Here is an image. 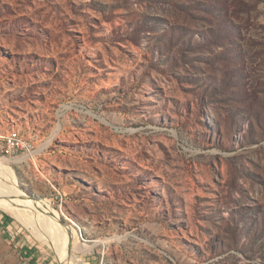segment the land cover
<instances>
[{"label":"rangeland","instance_id":"1","mask_svg":"<svg viewBox=\"0 0 264 264\" xmlns=\"http://www.w3.org/2000/svg\"><path fill=\"white\" fill-rule=\"evenodd\" d=\"M0 156L78 264H264V0H0ZM14 201L0 264H65Z\"/></svg>","mask_w":264,"mask_h":264},{"label":"bare ground","instance_id":"2","mask_svg":"<svg viewBox=\"0 0 264 264\" xmlns=\"http://www.w3.org/2000/svg\"><path fill=\"white\" fill-rule=\"evenodd\" d=\"M7 160L0 156V200L3 198L14 200H19L18 205L22 206L24 209H32L34 213H40L41 217L46 220V223H50L53 227L56 238V249H59L60 257L65 264H78L72 256L69 255V248L71 246V234L70 227L65 226L59 221L55 213L51 208L45 204V202L38 201L31 196L27 195L18 184L17 176L12 172L8 173L6 171ZM28 211V210H26ZM55 218V223L54 219ZM68 257V258H67ZM74 260V261H73ZM77 260V259H76Z\"/></svg>","mask_w":264,"mask_h":264},{"label":"built area","instance_id":"3","mask_svg":"<svg viewBox=\"0 0 264 264\" xmlns=\"http://www.w3.org/2000/svg\"><path fill=\"white\" fill-rule=\"evenodd\" d=\"M5 144L10 148H24L27 151H32V145H30L21 135L17 138L3 137Z\"/></svg>","mask_w":264,"mask_h":264}]
</instances>
